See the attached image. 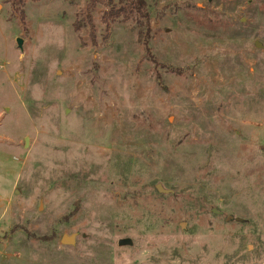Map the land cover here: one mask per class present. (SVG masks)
<instances>
[{"label":"rangeland","instance_id":"1","mask_svg":"<svg viewBox=\"0 0 264 264\" xmlns=\"http://www.w3.org/2000/svg\"><path fill=\"white\" fill-rule=\"evenodd\" d=\"M142 1L0 0V264H264V0Z\"/></svg>","mask_w":264,"mask_h":264},{"label":"trees","instance_id":"2","mask_svg":"<svg viewBox=\"0 0 264 264\" xmlns=\"http://www.w3.org/2000/svg\"><path fill=\"white\" fill-rule=\"evenodd\" d=\"M117 5H122L118 6ZM97 6L108 8L105 17L111 20H128L130 13L137 16L136 22L140 27L148 20L146 6L142 0H89L88 7L94 10ZM107 15V16H106Z\"/></svg>","mask_w":264,"mask_h":264},{"label":"water","instance_id":"3","mask_svg":"<svg viewBox=\"0 0 264 264\" xmlns=\"http://www.w3.org/2000/svg\"><path fill=\"white\" fill-rule=\"evenodd\" d=\"M16 43L18 47L20 48V45H21L20 40H17ZM24 145H26V140L24 142ZM156 188L159 192L163 194L171 193L168 190H163L160 186H156ZM75 240H76V234H72L70 236L64 235L62 236L60 242L61 244L73 246L75 244ZM130 244H131V241L129 239H122L117 242L118 246H125V245L128 246Z\"/></svg>","mask_w":264,"mask_h":264}]
</instances>
